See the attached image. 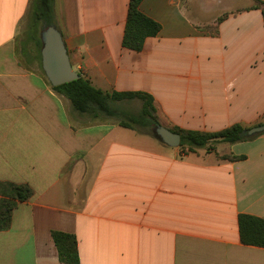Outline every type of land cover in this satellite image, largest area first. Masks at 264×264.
Masks as SVG:
<instances>
[{
    "label": "crops",
    "instance_id": "crops-1",
    "mask_svg": "<svg viewBox=\"0 0 264 264\" xmlns=\"http://www.w3.org/2000/svg\"><path fill=\"white\" fill-rule=\"evenodd\" d=\"M261 1L143 0L161 29L140 51L123 45L130 0H55V26L74 70L151 94L163 126L252 127L264 121ZM34 6L0 0V182L33 190L0 230V264H66L55 230L77 236L80 264H264L239 229L240 214L264 219V133L186 152L153 130L85 123L44 72ZM31 43L40 69L22 60Z\"/></svg>",
    "mask_w": 264,
    "mask_h": 264
},
{
    "label": "trees",
    "instance_id": "trees-1",
    "mask_svg": "<svg viewBox=\"0 0 264 264\" xmlns=\"http://www.w3.org/2000/svg\"><path fill=\"white\" fill-rule=\"evenodd\" d=\"M143 0H130L126 26L123 36V45L129 49L140 51L148 37L156 36L161 25L150 18L140 9ZM55 0H35L34 18L42 26L56 24ZM264 17V1L259 4ZM258 6V7H259ZM223 18H220V20ZM42 41L39 42L41 58ZM81 74V73H80ZM53 88L66 96L73 109L80 114H85L93 120L104 121L114 119L126 128H144L152 131L162 125L154 104V97L144 91H104L92 84L85 75ZM142 102L139 113H133L121 107L123 102L133 100ZM250 126L235 123L218 131H201L171 128L181 134V143L186 152L206 148L213 151L218 143H236L251 140L254 137L247 135ZM226 159H243L245 156L224 155ZM0 230L8 229L12 223L13 212L20 202L27 201L33 195V190L28 184L14 182H0ZM240 236L243 243L264 247V219L250 214L239 215ZM53 239L58 248L59 260L66 264H80L78 239L75 234L53 231Z\"/></svg>",
    "mask_w": 264,
    "mask_h": 264
},
{
    "label": "water",
    "instance_id": "water-1",
    "mask_svg": "<svg viewBox=\"0 0 264 264\" xmlns=\"http://www.w3.org/2000/svg\"><path fill=\"white\" fill-rule=\"evenodd\" d=\"M42 39V67L52 86H59L80 78L81 74L74 70L71 64L60 30L55 25L47 26L43 30ZM153 131L157 138L169 146L177 147L181 143V134L166 126H157ZM262 133H264V121L247 130V135L250 137Z\"/></svg>",
    "mask_w": 264,
    "mask_h": 264
},
{
    "label": "rangeland",
    "instance_id": "rangeland-1",
    "mask_svg": "<svg viewBox=\"0 0 264 264\" xmlns=\"http://www.w3.org/2000/svg\"><path fill=\"white\" fill-rule=\"evenodd\" d=\"M23 34L20 35V38L19 40H21L23 38ZM18 44H19V48H20V51H25V47H24V44L21 43V41H18ZM23 45V46H22ZM28 50L30 51V54H31V57L29 56H25V54H23L22 56V60H24L28 65H30L32 68H36V69H40V60L38 59L37 57V50L36 48H34V44L31 43L29 46H28ZM23 53V52H22ZM141 106H142V102L139 101V100H134V101H131V102H123L121 103V107L124 108L125 110L127 111H130V112H133V113H139L140 109H141ZM73 116H77V113H72ZM85 120L84 122H97V121H100V120H91L88 119L87 116H85ZM109 121H115L114 119H107ZM141 129H144V128H141Z\"/></svg>",
    "mask_w": 264,
    "mask_h": 264
}]
</instances>
